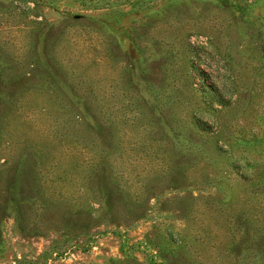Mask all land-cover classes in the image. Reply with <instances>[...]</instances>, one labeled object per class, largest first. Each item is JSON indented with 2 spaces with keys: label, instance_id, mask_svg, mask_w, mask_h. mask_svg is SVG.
I'll return each mask as SVG.
<instances>
[{
  "label": "rangeland",
  "instance_id": "374dc122",
  "mask_svg": "<svg viewBox=\"0 0 264 264\" xmlns=\"http://www.w3.org/2000/svg\"><path fill=\"white\" fill-rule=\"evenodd\" d=\"M0 264H264V0H0Z\"/></svg>",
  "mask_w": 264,
  "mask_h": 264
}]
</instances>
